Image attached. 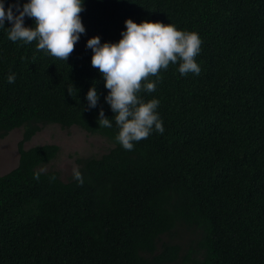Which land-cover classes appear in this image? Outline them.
I'll return each instance as SVG.
<instances>
[{
  "label": "trees",
  "instance_id": "16d2710c",
  "mask_svg": "<svg viewBox=\"0 0 264 264\" xmlns=\"http://www.w3.org/2000/svg\"><path fill=\"white\" fill-rule=\"evenodd\" d=\"M84 9L86 31L66 62L0 29V137L24 129L18 166L0 176V264H264V0H84ZM127 19L202 40L199 75L170 63L154 92L141 91L160 101L165 130L131 151L115 140L109 90L86 48L95 36L118 42ZM93 85L100 99L89 108ZM101 108L111 128H99ZM46 125L113 146L76 159L82 185L65 182L40 170L59 146L25 148Z\"/></svg>",
  "mask_w": 264,
  "mask_h": 264
},
{
  "label": "clouds",
  "instance_id": "9594fccd",
  "mask_svg": "<svg viewBox=\"0 0 264 264\" xmlns=\"http://www.w3.org/2000/svg\"><path fill=\"white\" fill-rule=\"evenodd\" d=\"M84 10V0H26L22 5L17 0L7 8L5 0H0V29L6 30L10 41L24 44L35 41L38 51L66 62L86 31L80 15ZM25 17L34 18L35 27H26ZM6 21L11 27L5 28ZM124 23L125 30L118 42L101 43V38L95 36L87 40L86 48L92 52L91 65L99 70L104 87L109 90L104 100L119 129L115 140L131 151L135 143L165 130L157 111L160 101L156 98L145 101L141 91L154 92L162 79L161 70L167 71L170 63L179 64L181 76L199 75L201 68L195 58L201 51L202 40L198 33L179 30L171 23L137 24L132 19ZM7 81L14 83L15 74L8 75ZM99 99L93 85L86 94L88 107L96 108ZM112 119L105 117L101 108L99 128H111ZM73 178L81 185L84 183L78 168L73 169Z\"/></svg>",
  "mask_w": 264,
  "mask_h": 264
},
{
  "label": "rangeland",
  "instance_id": "374dc122",
  "mask_svg": "<svg viewBox=\"0 0 264 264\" xmlns=\"http://www.w3.org/2000/svg\"><path fill=\"white\" fill-rule=\"evenodd\" d=\"M24 136V129H15L5 137H0V176L15 169L19 164V145ZM60 147L58 157L51 163L40 168L42 171H57L61 179L69 181L73 169L78 168L77 158L99 157L113 146L107 139L91 135L79 127L62 128L59 125H46L25 144L29 149L42 145ZM177 241L183 238L176 239Z\"/></svg>",
  "mask_w": 264,
  "mask_h": 264
}]
</instances>
